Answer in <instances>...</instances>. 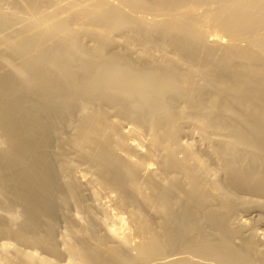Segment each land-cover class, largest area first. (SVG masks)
<instances>
[{
  "label": "bare ground",
  "instance_id": "6f19581e",
  "mask_svg": "<svg viewBox=\"0 0 264 264\" xmlns=\"http://www.w3.org/2000/svg\"><path fill=\"white\" fill-rule=\"evenodd\" d=\"M0 264H264V0H0Z\"/></svg>",
  "mask_w": 264,
  "mask_h": 264
}]
</instances>
